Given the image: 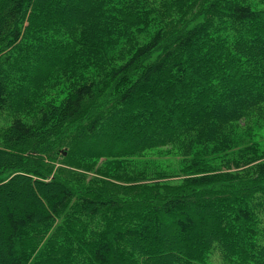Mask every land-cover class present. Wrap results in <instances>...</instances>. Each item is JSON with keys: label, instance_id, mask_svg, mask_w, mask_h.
I'll return each mask as SVG.
<instances>
[{"label": "trees", "instance_id": "obj_1", "mask_svg": "<svg viewBox=\"0 0 264 264\" xmlns=\"http://www.w3.org/2000/svg\"><path fill=\"white\" fill-rule=\"evenodd\" d=\"M263 125L264 0H0V264H264Z\"/></svg>", "mask_w": 264, "mask_h": 264}, {"label": "rangeland", "instance_id": "obj_2", "mask_svg": "<svg viewBox=\"0 0 264 264\" xmlns=\"http://www.w3.org/2000/svg\"><path fill=\"white\" fill-rule=\"evenodd\" d=\"M101 77H104L103 74H100ZM67 85V83L65 81H59L57 83V87L58 88H61V87H65ZM57 88V89H58ZM56 89V90H57ZM56 90L47 95V97L50 99V101H55V99L58 98V96H54V93L56 92ZM114 90V83L110 86V88L107 90L106 93L110 94ZM254 132V136H251L248 140H246L247 143H257L259 146L263 145L264 146V125L263 126H260V127H257L255 128V130L253 131ZM93 140H97L96 138H93ZM241 148V146H237L234 148V153H237ZM262 150V148H261ZM244 153H251L249 151H243ZM264 152V149L263 151ZM103 160L101 159H88V161L86 162L87 164H85V170L83 172H85L87 174V177L84 178V179H89L90 177H95L97 176L96 174L98 175H106V176H111V171H115V165L113 164H108V163H104L102 162ZM143 162L142 161H136V164L137 166H135V168L133 169H129V171L131 170H142L143 168L145 167H154L155 169H161L163 171H165V173L168 174V176H165V177H157L156 179H153V180H149L147 182H158L160 184H155L156 185V188H166L167 185H180V184H184V179L185 178H188V177H191V176H194V174H186L184 173L181 168L179 167L181 165V162L180 161H177L173 158H171L169 155H166L162 158H159L157 160H154V161H151L149 163H145V164H142ZM253 162H250L248 164H241V163H235V162H230L231 166H229L228 168L224 167V164L219 166L217 163H216V160H213V161H210L208 163V166L210 167H213V166H216L218 169H212L211 172H218V173H224L225 171H234V170H237V169H245V167H249V165L253 164ZM103 170V174L102 173H99L97 172V170ZM107 171H109V174H105ZM121 171V170H120ZM113 177V176H111ZM111 182L115 181V182H118L116 179L113 178H110L109 179ZM166 183H169V184H166ZM67 209V208H66ZM64 211H62L59 216L57 217V219L55 220V222L53 223V226H56L57 224H59L60 222L63 221L64 219ZM206 221L208 220V218L205 219ZM78 219H74L71 224L73 225H76L78 222ZM33 262V255H31L29 257V260H28V264H31ZM217 264H223L219 261V263L217 262Z\"/></svg>", "mask_w": 264, "mask_h": 264}]
</instances>
